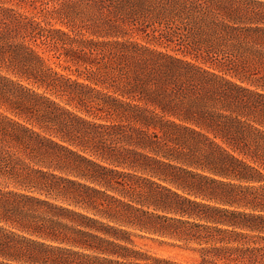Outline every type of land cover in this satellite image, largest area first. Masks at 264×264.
I'll list each match as a JSON object with an SVG mask.
<instances>
[{"label": "trees", "instance_id": "obj_1", "mask_svg": "<svg viewBox=\"0 0 264 264\" xmlns=\"http://www.w3.org/2000/svg\"><path fill=\"white\" fill-rule=\"evenodd\" d=\"M0 264H264V0H0Z\"/></svg>", "mask_w": 264, "mask_h": 264}, {"label": "rangeland", "instance_id": "obj_2", "mask_svg": "<svg viewBox=\"0 0 264 264\" xmlns=\"http://www.w3.org/2000/svg\"><path fill=\"white\" fill-rule=\"evenodd\" d=\"M36 13V12H35ZM59 26V24L57 25ZM42 51L45 52L46 57L50 60V63L60 72L65 74H72L76 76V66L68 63L64 57L58 58V54L50 51L46 45L41 47ZM69 67V68H67ZM136 244L143 249L155 253L164 257H171L181 262L196 263L197 256L191 250L185 248L179 244H173L170 241L162 242L157 238L151 237H134Z\"/></svg>", "mask_w": 264, "mask_h": 264}]
</instances>
